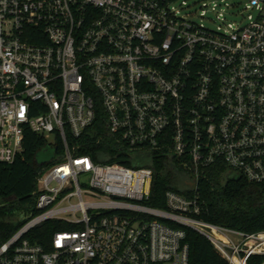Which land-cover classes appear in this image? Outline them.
<instances>
[{"label": "built area", "instance_id": "1", "mask_svg": "<svg viewBox=\"0 0 264 264\" xmlns=\"http://www.w3.org/2000/svg\"><path fill=\"white\" fill-rule=\"evenodd\" d=\"M185 5L0 0V163L22 156L27 131L63 144L37 180L39 214L0 244V264H190L187 229L228 264H264V232L200 219L210 168L264 184V0H240L243 23L219 13L217 28ZM99 110L110 142L146 166L80 153ZM158 158L184 172L166 209L146 205ZM49 221L75 230L28 238Z\"/></svg>", "mask_w": 264, "mask_h": 264}, {"label": "trees", "instance_id": "2", "mask_svg": "<svg viewBox=\"0 0 264 264\" xmlns=\"http://www.w3.org/2000/svg\"><path fill=\"white\" fill-rule=\"evenodd\" d=\"M99 107V104H98ZM97 138L87 136L82 142V155H90L96 163H118L131 169L146 166L141 157L119 151L107 137L103 113L89 131ZM101 136L102 141L98 143ZM53 149V157L41 160L42 154ZM63 150L62 140L57 136L55 144L30 131L26 132L24 152L13 164L0 163V244L7 241L29 220L36 217L37 180L43 170L55 165V156ZM154 183L152 196L146 205L166 209L165 193L174 190L185 195L182 168L169 167L165 158L154 159ZM225 168H210L207 178L200 183L201 201L204 213L200 217L205 222L224 226L247 234L264 232V184H252L245 179L224 180ZM25 216L17 224L5 222L6 217L15 214ZM72 226L58 221H49L33 230L28 238L33 242L47 245L57 231H73ZM186 242L190 247V264H228L213 248L210 241L193 230H186ZM263 258L255 257L249 264H261Z\"/></svg>", "mask_w": 264, "mask_h": 264}, {"label": "rangeland", "instance_id": "3", "mask_svg": "<svg viewBox=\"0 0 264 264\" xmlns=\"http://www.w3.org/2000/svg\"><path fill=\"white\" fill-rule=\"evenodd\" d=\"M182 1L186 2V5L184 6V8L186 9L182 13L192 14L194 12H197V21L199 23L204 24L206 27L209 28L218 27V24L214 23L213 20H216L219 13H224L227 20L231 23H239V24L243 23V19L241 17V12L243 11V7L238 5L240 0H227L224 2H221V0H182ZM200 3L208 4V8L200 10V6H199ZM52 157H53V149H50L47 153L42 154L41 160H49ZM80 181L83 184L85 182V178L84 177L80 178ZM24 218H25L24 215L17 213L14 216L6 217L3 220L5 222L14 225L20 223L22 220H24Z\"/></svg>", "mask_w": 264, "mask_h": 264}, {"label": "water", "instance_id": "4", "mask_svg": "<svg viewBox=\"0 0 264 264\" xmlns=\"http://www.w3.org/2000/svg\"><path fill=\"white\" fill-rule=\"evenodd\" d=\"M229 180H239V179H238V178H231V177H229L228 180H227V182H228Z\"/></svg>", "mask_w": 264, "mask_h": 264}]
</instances>
